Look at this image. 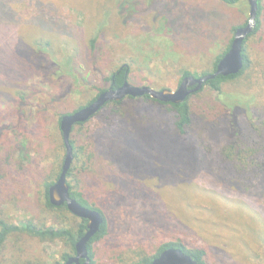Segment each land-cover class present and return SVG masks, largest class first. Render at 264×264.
Segmentation results:
<instances>
[{"label": "rangeland", "instance_id": "rangeland-1", "mask_svg": "<svg viewBox=\"0 0 264 264\" xmlns=\"http://www.w3.org/2000/svg\"><path fill=\"white\" fill-rule=\"evenodd\" d=\"M7 1L13 0H0V81L11 86H0V95L19 98L24 92V104L47 109L52 132L47 144L32 146L30 152L24 147V169L14 166L0 184V213L18 225L31 221L64 228H75L78 218L49 212L38 194L55 167L59 143L55 115L86 106L97 96L96 89L106 87L101 80L123 65L130 67L129 83L135 87L176 91L182 71L199 75L212 71L234 38L232 28L247 23L250 13L248 0L236 7H225L220 0H126L129 5L122 16L116 5L121 0H21L13 1L9 18L2 11ZM108 11L119 16L117 28L107 23ZM46 20L63 36L45 37ZM94 38L97 47L92 54ZM47 40L59 59L37 47ZM247 48L253 64L250 77L227 92H238L247 100L255 97L258 115L264 118V16ZM72 54L75 73L61 77L53 76V69L46 73L51 61L63 66L60 60ZM21 83L23 88H18ZM9 102L0 98V132L5 129L11 135L16 108ZM192 104L193 132L181 140L198 147L196 155L193 150L185 152L172 137L176 134L172 117L149 101L140 102L143 108L131 120L116 119L108 126L103 121L109 112L101 113L78 131L86 150L74 180L112 224L110 235L94 246L96 264H131L177 240L189 249L206 250L209 264H261L264 191L224 184L221 179L227 173L220 169V152L230 117L209 91L193 98ZM239 120L242 127L248 123L246 117ZM203 126L214 132H205L197 141ZM201 158L212 163L215 179L208 174L207 180L216 185L201 180ZM18 238L5 249L4 264H51L68 251L62 243L46 245L28 236L16 243Z\"/></svg>", "mask_w": 264, "mask_h": 264}, {"label": "trees", "instance_id": "trees-1", "mask_svg": "<svg viewBox=\"0 0 264 264\" xmlns=\"http://www.w3.org/2000/svg\"><path fill=\"white\" fill-rule=\"evenodd\" d=\"M21 1V0H13ZM5 2L3 5L2 11L7 15V17L12 18L13 10L12 3ZM154 1V0H153ZM225 7H236L240 4H243V0H220ZM258 3V14H257V27L252 32V34L245 40L243 44V59H244V68L237 75H231L228 77L218 76L213 80L208 81L202 90L191 95L181 104L173 103H164L156 101L149 96H144L141 98H132L127 97L119 102H109L107 103L95 116H93L88 122L83 124H77L70 135V145L73 149V163L68 174V184L70 186L71 197L75 199L82 206L89 208L91 210L98 211L104 218V224L101 227L100 232L90 241L88 244V253L91 259L90 264H96L95 249L94 246L104 239H106L111 233V223L108 219L106 211L97 207L95 203H90L87 194L85 191L80 189L78 182L74 180L76 171L78 170L79 163L81 161V156L85 152L86 148L81 146L80 138L78 137V131L82 130L86 124L94 121L101 113H107L104 116V123L108 126L113 125L116 119H133L134 114L138 113L143 107L140 102L149 101L155 105H158L163 111L167 112V116H171L173 119V126L176 134H172V137L178 139L182 148L185 152L193 150V154L196 155L198 152V147H195L193 143H185L181 138H189L193 132L194 128V105L192 104L193 98L197 97L199 94L209 91L212 95L215 94L217 100L221 103L224 110L228 112L230 121L228 123V128L224 131V134L227 136L226 143L222 147L220 152V169L225 171L226 176L223 177L224 184L226 185H242L245 189H261L264 191V118L258 115L260 114V108L256 106V98L248 97L249 100L244 99L245 97L238 92L233 94L227 92L230 86L238 85L241 82V79L245 76L250 77L249 71L252 67V60L250 58L247 44L248 41L254 37L261 29L262 19L264 16V0H257ZM118 8H120L119 13L122 16L125 11H127V6L129 3L126 0H121L119 3H116ZM153 5V4H152ZM116 7V6H115ZM115 10V9H114ZM152 11H157L152 9ZM119 17V16H117ZM115 17V14H111L110 11L107 13V23L111 22V25L117 28L120 24V18ZM116 19L119 21L117 22ZM46 26L44 30L45 37H54L57 35L56 25L51 21L46 20ZM247 25L245 23L241 26H234L232 28L233 32H236L238 29L244 28ZM112 26L109 29H112ZM40 27L41 24H40ZM63 33V32H62ZM233 34V33H232ZM60 36H63L62 34ZM45 39V38H44ZM71 39V38H70ZM233 40V39H232ZM232 40L227 44L226 51L219 55L213 63V69L210 72L199 74H193L189 71H182V80L185 77L192 76L196 79L213 75L216 73L217 66L224 55L228 52ZM97 39L94 38L90 41V50L89 52L94 54L96 50ZM39 49H44L45 52L53 59H59L56 55V48L50 40L45 41L44 44L40 41L37 44ZM67 56V55H66ZM91 56V55H90ZM68 57V58H67ZM66 59L60 60L63 66H56V64H49L46 68V73L53 69L56 72L55 77H61L75 73V67L72 66V61L74 59V54L67 56ZM92 57V56H91ZM87 60H90L89 56ZM61 70L63 71L61 73ZM26 71V70H25ZM53 73V72H52ZM28 75V74H27ZM27 75L19 76V78H25ZM14 76V75H13ZM131 76V70L128 65H123L118 68L109 77L102 79V84L105 85V88H98L97 96L89 101L86 106H82L78 110H75L71 113H61L56 114V125L54 129L56 130L58 136V148L55 149L57 153L56 159L54 158L53 169L47 170L50 171L42 183V190L38 192L41 204L51 213H61L64 212L70 215L73 219H76L69 211L66 206L55 207L51 205L49 201L48 190L49 188L57 181L62 166L64 163L66 148L63 142V136L60 129L61 118L65 115L75 113L96 101V99L104 92L108 90H118L126 82L129 83ZM8 78V77H7ZM9 79V78H8ZM0 86H11L9 82L0 81ZM18 88H23L22 83L17 86ZM19 98L10 97L8 95L1 94L0 98L8 99L11 106H15L16 120L13 124H16L12 127V133H7L8 130L2 129L0 132V184L7 181L10 174V169L14 166L18 167L20 171L24 169L25 153L29 150L31 151L32 146H42V144H47L51 137L49 136L52 132L47 125V109H40L38 107L33 108L28 104H24L21 99L24 98V92ZM26 106V111H22V108ZM253 108L255 110H253ZM207 113V112H206ZM13 114V113H12ZM166 113L162 114L164 118L167 116ZM205 114V113H204ZM262 114V113H261ZM162 117V118H163ZM239 117H246L248 123L245 126H241V121ZM204 118H207V115H204ZM258 118V119H257ZM49 124V123H48ZM214 132L212 129H209L207 126H203L199 131V136L197 141H200L205 132ZM6 132V133H4ZM24 134L26 135L24 137ZM21 137H24L21 140ZM28 147V149L26 148ZM203 146L202 143H199V147ZM24 147L26 152H24ZM197 149V150H196ZM95 150V149H94ZM90 158V157H89ZM205 158L199 160L198 165L201 167L200 175L201 180L207 182L210 185H216L215 181L212 179L207 180L208 174L215 179V174L213 172L212 163ZM204 174V177H203ZM199 175V176H200ZM241 190V189H240ZM245 194H248L247 191H242ZM259 192V191H257ZM257 192L255 194H257ZM254 194V193H251ZM62 216V215H61ZM78 224L76 227L64 228L61 225L57 227H46L45 225H38L31 221L18 225L11 221V218L4 216L0 213V264H4L2 261L3 253L7 248L10 240L15 237L28 236L34 239L39 240L41 243L46 245H52L55 243H62L68 249L66 253H63L60 256V259L51 262V264H65L67 260L76 255V244L77 242L85 235L87 231V221L78 219ZM56 222V221H55ZM57 224V222L55 223ZM16 239L18 243L21 239ZM169 249H180L185 254L190 255L196 260L199 264H209L207 252L204 249H189L182 240H177L169 243L162 244L155 255H150L142 257L137 261L132 262L131 264H152V262L158 258L164 251ZM36 264H43L42 262H36ZM261 264H264V257L261 261Z\"/></svg>", "mask_w": 264, "mask_h": 264}, {"label": "water", "instance_id": "water-1", "mask_svg": "<svg viewBox=\"0 0 264 264\" xmlns=\"http://www.w3.org/2000/svg\"><path fill=\"white\" fill-rule=\"evenodd\" d=\"M250 13L247 25L238 29L232 40L228 52L217 66L216 73L199 79L192 76L185 77L176 91L169 89L155 90L150 87H135L126 82L118 90H108L102 93L91 105L61 118L60 129L66 148V155L61 173L57 181L49 188L48 195L51 205L55 207L66 206L74 217L87 221V231L76 244V255L67 260L65 264H90L88 244L100 232L104 224L103 216L95 210H91L79 204L71 197L68 184V174L73 163V149L70 145V135L77 124L88 122L107 103L119 102L127 97L141 98L149 96L152 99L164 103L181 104L191 95L202 90L204 85L218 76L228 77L239 74L244 68L243 44L257 27L258 3L257 0H248ZM152 264H199L190 255L180 249L164 251Z\"/></svg>", "mask_w": 264, "mask_h": 264}]
</instances>
